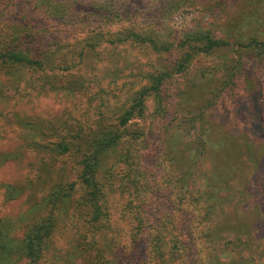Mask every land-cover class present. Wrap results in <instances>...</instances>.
Here are the masks:
<instances>
[{"label": "rangeland", "instance_id": "obj_1", "mask_svg": "<svg viewBox=\"0 0 264 264\" xmlns=\"http://www.w3.org/2000/svg\"><path fill=\"white\" fill-rule=\"evenodd\" d=\"M89 1L111 9L131 7V18L105 19L104 27L111 32L135 23L141 31L172 40L203 29L227 45L208 55L198 53L187 68L164 81L160 113L154 96L146 98L142 117L131 119L133 126L121 145L103 159L109 195L103 198L99 215L83 203L85 190L77 178L79 160L88 151L83 143L106 121L118 122L122 108L147 84L154 67L176 60L184 50L173 46L158 55L150 45L125 42L112 50L106 43L100 47L98 63L79 62L75 68L74 57L54 63L49 57L42 68L0 63V224H10V235L19 240L32 221L53 212L61 218L54 257L75 264H120L113 251H119L138 226L135 212L126 208L130 199L134 207L140 206L171 186V203L196 215L194 198L206 192L204 176L190 177L195 183L185 196L176 179L194 164L214 180L217 206L211 227L218 239L204 242L206 224L199 225L173 263L264 264V50L244 46L251 36L264 37V0ZM41 4L38 0L7 4L6 13L4 9L0 14V33L21 20L51 30L63 28L64 19L58 23L48 18L53 3ZM83 33L73 28L57 32L72 51ZM102 70L109 72L99 75ZM77 78L85 80L81 87ZM61 142L70 146L66 155L57 151ZM123 152L131 153L134 169L150 167V171L145 172L147 179L142 173L136 183L131 182L130 191L121 192L118 181L127 168L116 161ZM67 180L76 183L74 198L58 211L45 206L53 185L64 187ZM106 238L113 244L104 250ZM230 240L240 245L229 244ZM143 254L145 249L139 246L136 261ZM11 264H26V259L13 256Z\"/></svg>", "mask_w": 264, "mask_h": 264}, {"label": "trees", "instance_id": "obj_2", "mask_svg": "<svg viewBox=\"0 0 264 264\" xmlns=\"http://www.w3.org/2000/svg\"><path fill=\"white\" fill-rule=\"evenodd\" d=\"M38 1L45 4L47 0ZM50 1L53 5L48 18L58 23H61V20L64 19L65 28L51 30L46 25L38 27V25L24 23L23 20L15 26L10 25L8 31L4 34L0 33V38H3V43H0V63L19 68H30L32 66L42 68L49 57L52 58L50 60L53 63L61 58L65 60L74 57L75 59L78 58L77 62L71 65L75 68L79 62L83 64L96 61L98 63L100 51L102 50L100 47L106 43L107 46L112 47V50L125 42H134L143 46L150 45L158 55H161L163 51H170L173 46L176 49L184 50L176 60L169 63H161V61L158 66L154 67L152 72L148 74L147 84L138 89L135 95L131 97L128 105L122 108V112L118 116V122L106 121L94 132L89 142L86 140L83 143L82 148H88V151L87 155L79 160L80 170L77 178L85 190L83 203L99 215L100 205L104 203L103 198L106 194L109 195V188L105 181L107 177L104 176L102 167L103 159L121 145L123 136L128 134L127 131L133 126L130 122L131 119L135 116L142 117L145 111L146 98L150 95L154 96L156 112L160 113L162 111L160 103L163 96L162 85L164 81L170 78L173 73L187 68L189 61L198 53L211 54L215 49H219L227 43L203 29L189 31L184 37H174L172 40H161L159 35H154L149 30L141 31L135 27V23L111 32L104 27L105 19L115 18L114 21L116 22L119 19L123 20L122 18L125 17L131 18L133 13L130 6L122 5L119 8V5H113L114 8L111 9L107 5L102 6L103 3L95 4V1L89 0ZM180 2L184 4L186 1L182 0ZM16 3L17 0H0V14L4 9L6 13L7 4L15 6ZM43 4L41 5L44 6ZM44 12H46L45 9ZM1 18L0 15V20ZM75 24L78 25V28ZM70 28L77 30L79 33L84 32L81 34L83 36L75 42L77 48L74 51L69 50L70 44H67L65 36L57 34L59 30L68 33ZM172 42L176 43L173 44ZM244 46L260 47L264 50V37L260 40L251 36L246 40ZM109 70L105 72L102 70L98 74L100 75L102 72L104 74ZM84 82V79L77 78L75 83L81 87ZM134 135L136 134L134 133ZM141 138L134 137L136 140H141ZM132 145L131 143L130 146ZM69 150L70 146L66 143L61 142L57 145V151L62 155H66ZM130 154L123 152L116 161L121 162L125 169L127 168L126 174L120 177L118 181V188L121 192L124 190L130 191L133 187L131 182L136 183L139 177H142V173L145 176V172L150 171V167L134 169V161L131 160ZM198 154L200 153L196 155ZM197 173L204 176L206 192L204 194L203 192L198 193L194 198V201L198 204V212L195 216H192L186 208L183 210L185 206L182 208L173 202L171 203V200H169V195L172 196L173 187L171 186L163 193H153L148 201L140 206L134 207L130 199L126 208L135 212L134 217L138 226L132 230V238L128 239L126 237V241L119 246V251H116V253L113 251V258L116 262L120 264H174L173 260L176 254L181 250L184 251L185 247L190 244L194 235L193 232L199 225L206 224L205 231L201 235L204 242L213 243L218 239L213 234L211 227L217 204L214 203L215 199H213L215 196L213 195L215 187L212 186L214 180L210 178L208 171L203 169L199 171L194 164H190L177 176L178 186L184 196L188 194L190 184L195 183L194 180H190V177L201 178L196 176ZM144 187L143 190L145 191L147 185H144ZM52 188L47 201H45V206L53 205L56 207L54 210L58 211L57 208L63 202L74 198L76 183L67 180L64 187L53 185ZM136 194H130L129 196ZM157 194H160L162 198L154 197ZM34 210V207L30 209L29 219ZM60 220L58 214L50 212L42 219L32 221L24 238L19 240L10 235L11 225L2 222L0 224V264H11L13 256L25 258L26 264H75L70 259L68 261L63 260L60 255L53 256L54 235ZM228 243L234 244L236 247L240 245L231 240ZM103 244L105 245L104 250H107V247L112 246L113 243L110 238H106ZM139 246L144 247L145 255L143 254L140 257L141 259L136 261L135 256ZM189 256H192V254ZM211 264L219 263L212 262Z\"/></svg>", "mask_w": 264, "mask_h": 264}]
</instances>
